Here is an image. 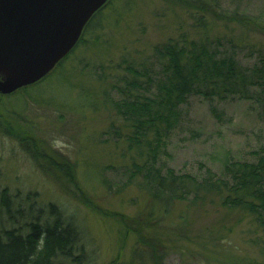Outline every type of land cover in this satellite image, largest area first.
<instances>
[{
    "label": "rangeland",
    "instance_id": "374dc122",
    "mask_svg": "<svg viewBox=\"0 0 264 264\" xmlns=\"http://www.w3.org/2000/svg\"><path fill=\"white\" fill-rule=\"evenodd\" d=\"M193 1L198 8L179 0H110L46 77L14 93H0V112L74 162L82 190L103 209L132 219L153 210L157 229L145 232L165 252L164 264H264V228L252 214L224 207L214 194L195 204L190 196L167 207L151 200L139 187L142 178L134 168L145 157L130 122L114 106L134 99L120 88L157 99L159 85L167 80L162 46L169 41L179 47L206 42L244 68L259 63L264 35L215 18L211 11L264 21V0ZM124 61L140 74L128 72ZM132 81L136 89L127 85ZM171 127L163 135L165 150L158 165L199 181L209 170L222 178L227 160L256 162L257 154H264V88L254 86L251 97L242 99L192 94L179 106ZM147 138L153 141L155 135L150 132ZM4 189L20 219L16 227L26 221L21 211L28 214L49 203L74 217L83 233L85 264H110L117 257L130 263L135 251L151 264L148 250L134 234L123 241L124 225L71 197L15 137L0 131V198ZM13 225L0 205V228Z\"/></svg>",
    "mask_w": 264,
    "mask_h": 264
},
{
    "label": "trees",
    "instance_id": "16d2710c",
    "mask_svg": "<svg viewBox=\"0 0 264 264\" xmlns=\"http://www.w3.org/2000/svg\"><path fill=\"white\" fill-rule=\"evenodd\" d=\"M179 2H184L185 7L198 8L193 0ZM211 13L215 18L236 22L251 32L264 35V21L257 17L226 15L216 11ZM162 50L163 57L168 58L163 68L167 80L159 85L161 92L157 94V99L139 97L120 88L121 93L134 99L114 102L117 112L130 122L133 129L131 134L140 148L141 156L145 157L141 165L134 163L136 176L139 174L142 178L139 187L148 193L153 202L166 207L177 200H189L190 196L195 204L214 194L222 199L224 207L252 214L264 228V154L258 153L256 162L227 160L224 163V177H216L209 170L207 177L200 181L192 175L177 174L172 168L165 169L158 165L160 151L165 150L163 135L172 128L171 123L178 115L179 106L190 95L201 94L220 100L235 96L242 99L251 97L252 87L264 88V51L260 52L259 63L249 69L240 66L231 56H219L217 48L206 42L190 41L184 47H179L176 42L169 41L162 46ZM124 62L128 72L135 76L140 74L130 63ZM128 84L133 89L138 85L134 81ZM113 88H117V85ZM22 125L0 112V131L15 137L42 171L95 213L124 225L123 241L129 234H134L137 242L148 250L151 264H164L165 252L147 233L157 229L152 221L153 210L144 215L146 219H132L122 213L103 209L82 190L75 163L58 151L48 149L44 142ZM150 132L155 135L153 141L147 138ZM0 205L8 220L14 223L12 227L0 228V264H85L87 253L83 233L74 217L64 214L57 204L49 203L37 211L31 208L28 214L21 211L26 221L19 227H16V223H20V219L11 210V198L6 189L1 192ZM33 211L36 215L31 214ZM110 264L148 263L142 253L135 251L130 263H124L117 257Z\"/></svg>",
    "mask_w": 264,
    "mask_h": 264
},
{
    "label": "water",
    "instance_id": "95a60500",
    "mask_svg": "<svg viewBox=\"0 0 264 264\" xmlns=\"http://www.w3.org/2000/svg\"><path fill=\"white\" fill-rule=\"evenodd\" d=\"M109 0H0V93L46 77Z\"/></svg>",
    "mask_w": 264,
    "mask_h": 264
},
{
    "label": "flooded vegetation",
    "instance_id": "af4514ba",
    "mask_svg": "<svg viewBox=\"0 0 264 264\" xmlns=\"http://www.w3.org/2000/svg\"><path fill=\"white\" fill-rule=\"evenodd\" d=\"M109 1H110V0H109ZM80 40H81V39H80ZM79 42H80V41H79ZM79 42H78V43H79ZM77 45H78V44H77Z\"/></svg>",
    "mask_w": 264,
    "mask_h": 264
}]
</instances>
